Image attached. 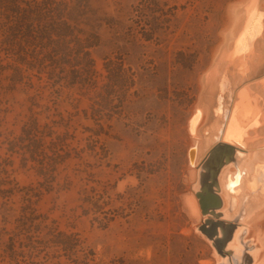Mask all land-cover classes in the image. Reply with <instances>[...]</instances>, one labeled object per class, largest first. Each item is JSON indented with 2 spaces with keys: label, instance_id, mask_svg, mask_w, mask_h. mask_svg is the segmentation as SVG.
Masks as SVG:
<instances>
[{
  "label": "rangeland",
  "instance_id": "374dc122",
  "mask_svg": "<svg viewBox=\"0 0 264 264\" xmlns=\"http://www.w3.org/2000/svg\"><path fill=\"white\" fill-rule=\"evenodd\" d=\"M4 1L0 264L226 261L180 200L193 189L194 182L187 181L194 143L188 123L201 75L223 39L230 5L238 0H91L80 27L99 37L92 48L99 81L94 106L90 91L83 98L69 92L55 104L40 87L24 89L14 80L22 46L13 51L4 40L23 37L9 36ZM110 72L122 74L128 85L118 86L106 107ZM48 113L64 116L75 137L54 139L56 145L46 139L41 146L33 119L45 122ZM67 237L74 250L57 245ZM244 239L254 248L241 244L243 250L235 252L240 263L253 257L254 264L261 243L248 227Z\"/></svg>",
  "mask_w": 264,
  "mask_h": 264
},
{
  "label": "water",
  "instance_id": "95a60500",
  "mask_svg": "<svg viewBox=\"0 0 264 264\" xmlns=\"http://www.w3.org/2000/svg\"><path fill=\"white\" fill-rule=\"evenodd\" d=\"M263 2L249 0L239 5L245 13L250 5H254L256 16L251 23L249 17L246 22L248 27L241 29L237 39L234 37L235 43L240 42V50L233 57H226L225 69L222 71L220 66L223 61V48L220 47L217 61L201 75L202 89L195 113L189 120L191 135L199 134L189 149L190 164L197 167V179L193 183L198 209V220H195L200 222L198 229L212 241L217 253L224 259L230 257L236 261L239 259L235 252L237 247H230V243L239 227H242L239 242L246 249L254 248L249 247L244 239L247 228L245 219L261 204L255 198L264 196V153L262 151L250 157L247 147L228 141L226 134L237 104L234 101L237 90L247 82L264 78V52L255 51L256 42L264 43ZM230 6L231 12L235 5ZM223 39H228L226 30L223 31ZM220 73L222 81L217 86ZM204 105L208 106L207 118L197 131ZM230 167H234L235 171H231ZM192 170L190 173L195 174ZM224 190L227 193V207ZM186 194H182L181 198ZM242 248L240 246L237 250ZM252 263L253 257L249 260V264Z\"/></svg>",
  "mask_w": 264,
  "mask_h": 264
},
{
  "label": "trees",
  "instance_id": "16d2710c",
  "mask_svg": "<svg viewBox=\"0 0 264 264\" xmlns=\"http://www.w3.org/2000/svg\"><path fill=\"white\" fill-rule=\"evenodd\" d=\"M90 3L91 0L4 1L5 16L10 23L9 36L23 37L22 40L5 39L4 43L13 51L18 45L22 46L21 58H18V65L15 63L18 69L15 68V73L11 76L24 89L40 87L54 97L53 99L50 97L49 100L55 104L69 92L83 98L86 97V92L90 91L94 94L93 99L90 97L93 106L97 104L98 69L92 48L97 46L99 37L94 33H86L80 27V21L82 23L83 17L89 15ZM121 75L110 72L111 91H108V97H104L106 107L110 106L109 97L116 88L128 85ZM53 116L55 114L48 113L45 122L38 116L33 119L32 130L40 134L39 137L43 141L41 146L46 144V139L56 145L54 139L61 140L63 136L74 135L69 129L70 123L64 116L60 114L61 119H55ZM26 126L22 129L24 135L29 133ZM50 148L54 151L56 147ZM56 243L65 251L75 248L73 240L69 237L57 240Z\"/></svg>",
  "mask_w": 264,
  "mask_h": 264
},
{
  "label": "bare ground",
  "instance_id": "6f19581e",
  "mask_svg": "<svg viewBox=\"0 0 264 264\" xmlns=\"http://www.w3.org/2000/svg\"><path fill=\"white\" fill-rule=\"evenodd\" d=\"M247 1L249 0H238L236 3L232 4L235 6L232 8L231 12L229 8L228 10L229 19L225 29L226 37L228 39H222L219 45L215 48L214 55L212 58V63L210 64L211 67L218 59L216 58V56H217V51L220 49V47L223 48L222 49L223 61L220 62L222 71L225 69V64L228 61L226 57H228L229 55L230 57L231 56L233 57L235 54L239 53L241 45L240 42L235 43L236 40L234 39V37H236V39L238 38L241 29L244 28L245 26L248 27V24H246L248 18L250 17V23H251V21L254 19L257 13V9L253 7L254 5H250L247 8V13H245L242 10L243 7L239 5L244 3L246 4ZM261 5L262 8L264 9V2ZM239 10H242L243 12ZM255 51L260 53L264 52V43L263 42L261 43V41L260 43L256 42ZM221 81H222V73H220L217 76V86H219V83ZM235 95L236 96L234 101L235 102L237 101V104L234 110L233 118L231 119L228 127L226 139L244 148L247 147L249 156L253 158L257 153H260L262 151L264 153V126L259 128L260 124H264V78H261L257 81L245 83L239 90H237ZM207 114H208V106L204 105L203 117L201 122L196 128L197 131H199L200 127L205 123ZM188 128L190 131L189 123H188ZM198 136H199L198 133L197 135H192L193 142L198 138ZM195 167L196 166L191 165L188 169L189 171L187 172V181L189 182H194L197 179V170ZM191 170L194 171L195 174L193 173L191 174L190 173ZM230 170L235 171V168L230 167ZM185 193H187L185 197L180 200L182 208L185 211L186 215L191 220L192 224L196 225L198 223L196 221L198 220V215H197L198 209L196 206V200H195L196 198L193 195L194 191L192 189ZM226 195L227 193L224 190L223 196L225 198V207H227L228 205V199ZM255 199H257L258 202H260L261 204L251 214L247 216V218L245 219V223L246 226L249 228V232L251 236L254 237V239L257 240L259 243H261L260 246L261 251H259L256 255L254 254L255 255L254 264H264V228L261 227L264 221V196H258ZM241 230L242 227H239V229L236 231L235 238L230 243V247H237L238 249V247L241 246V243L239 242L240 239L238 238V235L241 232ZM218 258H220V256Z\"/></svg>",
  "mask_w": 264,
  "mask_h": 264
},
{
  "label": "flooded vegetation",
  "instance_id": "af4514ba",
  "mask_svg": "<svg viewBox=\"0 0 264 264\" xmlns=\"http://www.w3.org/2000/svg\"><path fill=\"white\" fill-rule=\"evenodd\" d=\"M227 259V260H226ZM225 260L226 261H228V262H226V261H223L222 263L223 264H242V263H240V261H239V259H238V261H236V260H233L232 258H230V257H228V258H226Z\"/></svg>",
  "mask_w": 264,
  "mask_h": 264
}]
</instances>
